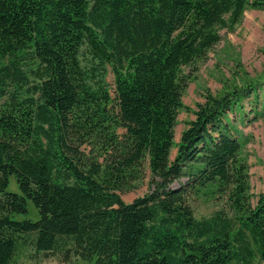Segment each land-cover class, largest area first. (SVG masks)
<instances>
[{
  "label": "trees",
  "instance_id": "16d2710c",
  "mask_svg": "<svg viewBox=\"0 0 264 264\" xmlns=\"http://www.w3.org/2000/svg\"><path fill=\"white\" fill-rule=\"evenodd\" d=\"M249 7L264 0H0V264L27 244L63 262L264 264V190L234 122L261 88L264 108V81L207 92L174 141L185 67ZM145 165L149 190L124 201ZM193 195L224 205L196 217ZM27 200L38 217L14 218Z\"/></svg>",
  "mask_w": 264,
  "mask_h": 264
},
{
  "label": "rangeland",
  "instance_id": "374dc122",
  "mask_svg": "<svg viewBox=\"0 0 264 264\" xmlns=\"http://www.w3.org/2000/svg\"><path fill=\"white\" fill-rule=\"evenodd\" d=\"M219 33L220 40L207 51L203 59L196 62L195 68L190 70L185 67V72L190 71V79L182 95L184 106L178 112L175 142L187 121L194 117L192 110L196 103L202 102L207 92L216 94L226 86L242 82L244 77L264 81V8H247L241 21L233 29L224 28ZM105 79L113 94V75L110 70ZM261 93L262 88L258 92V101L252 102L251 106L247 100L243 102L245 118L242 120L238 117L234 121L237 129L248 140L244 150L249 164L251 192L254 194L264 190V108L260 104ZM255 107L263 114L250 122V110ZM174 151L175 147L172 155ZM149 180L150 171L145 165L132 186L120 193L122 199L129 202L146 193L149 190ZM176 185V182L172 183V186ZM8 190H19L13 176L10 177ZM189 203L196 217L208 215L224 205L220 200L204 195L191 196ZM27 208L28 213H17L13 217L36 219L38 212L30 200H27ZM12 264H93V261L72 256L69 262H63L58 255L37 253L31 244H27L17 251Z\"/></svg>",
  "mask_w": 264,
  "mask_h": 264
}]
</instances>
